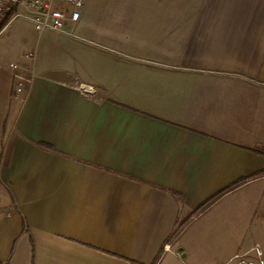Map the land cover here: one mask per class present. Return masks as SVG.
I'll return each mask as SVG.
<instances>
[{"label": "crops", "instance_id": "1", "mask_svg": "<svg viewBox=\"0 0 264 264\" xmlns=\"http://www.w3.org/2000/svg\"><path fill=\"white\" fill-rule=\"evenodd\" d=\"M88 3L33 61L0 42V264H224L207 215L264 178V0Z\"/></svg>", "mask_w": 264, "mask_h": 264}, {"label": "rangeland", "instance_id": "2", "mask_svg": "<svg viewBox=\"0 0 264 264\" xmlns=\"http://www.w3.org/2000/svg\"><path fill=\"white\" fill-rule=\"evenodd\" d=\"M112 1L90 0V3L83 9H86L88 16L89 12L92 13L90 19H101ZM13 11H19L22 14L15 17L4 12L0 14V42L6 43L12 56L19 53L24 55L25 50L30 52L39 32L26 18L24 9L17 6L13 8ZM3 27L4 29L1 30ZM256 131L255 149L264 152V125H258ZM255 174L252 172L248 176L226 184L227 189L236 187L223 194L226 196L220 204L222 206L212 209L207 217L218 219L222 223L221 226L215 227L218 232L215 243H208L210 251L216 250L220 256L226 257L246 255L258 264L253 248L256 246L260 249V257L264 262V178L257 177L247 180ZM191 212L194 211H184L183 218L185 215L188 217ZM193 227L192 224L190 229ZM211 233L215 231L211 230Z\"/></svg>", "mask_w": 264, "mask_h": 264}, {"label": "built area", "instance_id": "3", "mask_svg": "<svg viewBox=\"0 0 264 264\" xmlns=\"http://www.w3.org/2000/svg\"><path fill=\"white\" fill-rule=\"evenodd\" d=\"M85 0H0V14L2 12H10L12 17H15L20 13L19 11H13L14 7H21L26 11L25 16L29 18L35 27V29L41 33L43 31H56L64 33L68 36L80 38L73 30H64L65 22L75 23L81 12V7ZM25 58L33 61L34 53L25 52L23 55ZM9 66L14 70V76L16 78L15 86L13 89V96L19 98L23 91L25 84L31 82V76L28 78L21 75L16 71L18 65L14 62H10ZM79 88L84 95L93 94L94 90L83 83H77ZM165 249H169V244L164 245ZM257 255L258 264H264L260 257L261 251L258 247L253 248ZM239 256H233L229 258L224 264H256L251 259H241Z\"/></svg>", "mask_w": 264, "mask_h": 264}, {"label": "trees", "instance_id": "4", "mask_svg": "<svg viewBox=\"0 0 264 264\" xmlns=\"http://www.w3.org/2000/svg\"><path fill=\"white\" fill-rule=\"evenodd\" d=\"M5 14H11V11L10 12H5ZM227 189L226 187L224 189H222L220 192H222L223 190ZM204 204H201L199 205L200 207L203 206Z\"/></svg>", "mask_w": 264, "mask_h": 264}, {"label": "water", "instance_id": "5", "mask_svg": "<svg viewBox=\"0 0 264 264\" xmlns=\"http://www.w3.org/2000/svg\"><path fill=\"white\" fill-rule=\"evenodd\" d=\"M240 264H245V262H241ZM253 264V263H252Z\"/></svg>", "mask_w": 264, "mask_h": 264}]
</instances>
